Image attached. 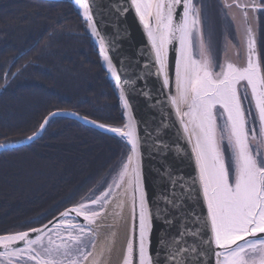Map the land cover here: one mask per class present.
<instances>
[{
	"label": "snow or ice",
	"instance_id": "obj_1",
	"mask_svg": "<svg viewBox=\"0 0 264 264\" xmlns=\"http://www.w3.org/2000/svg\"><path fill=\"white\" fill-rule=\"evenodd\" d=\"M75 3L83 9V18L92 35L100 38V53L116 77L120 99L128 109V121L122 127H99L122 137L129 145V154L122 164L119 180L109 184L100 196L66 209L41 227L0 234V264H83L92 256L87 251L89 241L94 244L91 225L104 212L112 192L125 177L127 187L132 190L138 264H161V260L164 264H203L206 256L212 264H264V64L257 51L256 35L248 22V10L264 11V5L223 0V9L235 7L243 11L247 60L244 66L231 62L218 65L219 72L214 71L210 41L205 39L200 0H127L129 7L122 9L125 13L134 11L147 30L156 75L161 78V94L173 106L177 105L178 98L187 105V111L182 113L176 107V115L186 139L191 142L195 136L192 152L199 169L198 177L186 180L166 173L169 187L153 205L148 200L143 177L146 138L138 135L125 89L120 86L117 70L105 52L106 44L88 0H75ZM174 42L178 46L173 49L176 58L172 83L178 97L164 91L170 84L167 60L169 46ZM249 89L255 121L251 119L252 103L245 105L249 101ZM47 123L46 118L41 129ZM35 135L27 139L32 140ZM201 190L207 207L203 219L185 211L191 193ZM77 217H83L87 223L69 222ZM155 219L174 227L175 232L161 239L162 255L154 261L150 234ZM62 231L68 233L66 238L61 236ZM133 253L130 240L123 264H133Z\"/></svg>",
	"mask_w": 264,
	"mask_h": 264
},
{
	"label": "trees",
	"instance_id": "obj_2",
	"mask_svg": "<svg viewBox=\"0 0 264 264\" xmlns=\"http://www.w3.org/2000/svg\"><path fill=\"white\" fill-rule=\"evenodd\" d=\"M212 17L205 36L217 26L219 62L220 45L227 36L234 40V26L229 35L217 25L219 15ZM3 84L0 143L35 133L57 109L109 125L123 123L118 96L80 11L66 1L0 0V89ZM128 150L119 137L57 116L32 144L0 151V174L8 176L0 179V234L40 226L72 204L100 195L122 169ZM33 162L32 169L18 168ZM29 182L38 187H27Z\"/></svg>",
	"mask_w": 264,
	"mask_h": 264
},
{
	"label": "water",
	"instance_id": "obj_3",
	"mask_svg": "<svg viewBox=\"0 0 264 264\" xmlns=\"http://www.w3.org/2000/svg\"><path fill=\"white\" fill-rule=\"evenodd\" d=\"M46 1H66L80 11L81 19L84 23V29L87 31V34L95 47V52H97L100 62L105 67L107 78L113 85L114 91L118 96L123 123L121 125H109L103 122H98L93 118L77 113L72 109H57L46 115L44 120L47 118L49 123L52 118L57 116L71 118L81 122L89 128H94L99 132L119 137L125 142L127 148H129L126 141L118 134L108 131L107 128L99 127V125L122 127L128 121V109L124 107V102L120 99V89L117 87L116 77L109 71L107 63L104 61L103 56L100 53V38L94 37L91 31L87 28L86 21L83 18V9L75 3V0ZM241 2L261 5L258 0H241ZM88 3L94 21L97 23L98 31H100L101 37L105 41V52L112 59L113 65L117 70V75L120 77V86L125 89V99L128 100L132 110V118L138 125V135L146 138L143 148V177L148 193V200L154 205L160 200L161 193L169 187L166 173L171 172L173 175L183 176L186 180L191 177H198L199 169L195 162V154L192 152L195 136L193 135L191 142L186 139L180 126V121L176 115V107H179L182 113L187 111V105L178 98L177 105L173 106L170 99L161 94V78L156 75L157 68L154 66V59L151 52L150 41L147 37V30L143 27V24L139 22L134 11H128L127 13L122 11V9L129 7L127 0H88ZM221 3L223 6V0H221ZM228 3H231V0H228ZM179 11L180 9H177L178 13ZM224 11L234 26L235 38L233 40L230 36H227L221 43L220 61H214L216 72L220 71L218 65L231 62L238 66H244L247 60L246 25L244 23L243 11L235 7L230 10L224 9ZM259 11V9L255 11L249 9L248 22L256 35L257 51L260 54V60L262 62L259 45ZM178 18L179 16H177V19ZM205 39L206 41H209L206 36ZM176 46H178L176 42L169 46L167 71L170 78V84L169 88L164 89V91L169 92L171 96L178 97V93L172 83L174 60L176 58V53L173 49ZM210 51L211 56H215L213 55L214 48L211 47V45ZM5 86L6 84L2 85L0 94L5 89ZM244 87L245 85L242 82V94ZM248 91L249 101H245V105L247 107L248 103H252L253 119L255 121L256 111L254 108V101L251 100L250 89ZM52 113H58V115L51 116ZM90 121H95V123H90ZM218 121L222 123V120ZM47 124H45L43 129L39 126L37 131L33 133L36 135L32 140H28L27 137L33 136V134L26 136L24 139L15 140V142L0 143V145H4V147H0V151L32 144L44 133ZM256 134L259 137L258 125ZM154 143L156 145L155 148L153 147ZM117 194H120L121 203L118 204V216L112 223L111 237L107 240L106 244L104 241H100L97 249L95 245L99 240V236H97L95 232H100L104 226L98 218L95 223L91 225L93 229L92 236H96V241L91 249L92 261L88 264H93V261H96L97 264H123L127 244L130 240L133 242L134 246L133 264H138L136 253L137 237L134 231L132 212V190L127 187V177H125V181L121 183V186L115 195ZM115 195H113V197ZM93 198H88L86 200ZM82 202L74 203L72 206L61 210V212H64L66 209ZM185 211L190 214H197L201 219L206 216L207 207L206 201H204L202 196V190L193 191L191 193L190 198L185 203ZM61 212L54 217H59ZM53 218H51V220H53ZM49 221L35 227H41L44 224H48ZM69 222L73 224L87 223L83 217H77ZM49 227H51V225H49ZM27 230H19V232ZM174 232V227L164 224L160 219H155L153 221V228L150 234V252L154 256V261L155 259H159L160 255H162L160 252L162 247L161 239L165 237L167 233ZM10 233L15 232H8L6 234ZM31 238H34V236ZM206 238L207 237H205V239ZM161 264H164L162 260ZM203 264H212V262L206 256L204 257Z\"/></svg>",
	"mask_w": 264,
	"mask_h": 264
},
{
	"label": "rangeland",
	"instance_id": "obj_4",
	"mask_svg": "<svg viewBox=\"0 0 264 264\" xmlns=\"http://www.w3.org/2000/svg\"><path fill=\"white\" fill-rule=\"evenodd\" d=\"M206 13H207V11H206ZM201 14H204V10H203V8L201 9ZM218 14H219V18H218V26H219V28H226L227 30H228V32H229V35H230V32H231V29H230V26H229V23H228V21L227 20H229V18L227 19V17H226V14L224 13V9H223V7L222 6H220V7H218ZM201 18H202V21L204 22V28L207 26L206 24L207 23H209L207 20L208 19H206L205 17H204V15H201ZM216 27L217 26H214V28H212V30L209 32V30H208V36H209V38H208V40L210 41V45H211V47H213L214 48V54L213 55H215V45L217 44V41H216V38H217V34L215 33L216 31H215V29H216ZM83 28H84V23H83ZM205 30H207V28H205ZM94 49H95V47H94ZM220 49H221V46H220ZM219 52H220V50H219ZM220 54V53H219ZM212 58L214 59L213 61H218V58L219 57H215V56H212ZM214 66H216V65H214ZM216 69L214 68V71H215ZM114 89V88H113ZM116 94V93H115ZM253 121H254V119H253V115H252V118H251ZM219 123H221L220 121H218ZM113 125H115V124H113ZM226 150H227V148L225 149V155H226V157L228 156V153H226ZM128 153H129V150H128ZM128 153H127V155H128ZM127 157V156H126ZM126 160V159H125ZM37 165V163H27V164H22V165H19L18 166V168L20 169V170H22V171H25V170H23V169H26V167L28 166V167H30L31 169L33 168V167H35ZM10 167H8V169H9ZM5 169H6V167H5ZM5 169H3V170H1V173H3L4 172V170ZM7 171V170H6ZM121 171V170H120ZM120 171H118L115 175H114V179H110V184L111 183H113V181H118L119 180V172ZM26 173V172H25ZM3 174H5V173H3ZM2 174V175H3ZM1 175V174H0ZM0 176V179H1V177H3V179L4 178H8V176L7 175H5V177L4 176ZM109 183H107V187L109 186L108 184ZM33 184H35V183H33V182H29L28 184H25L27 187L28 186H31L32 188H37L38 187V185L36 184L35 185V187H34V185ZM120 186H121V184H120ZM26 187V188H27ZM106 187V188H107ZM105 188V189H106ZM104 189V190H105ZM119 190V188H115L114 189V191L112 192V194H111V196H113V195H115L116 193H117V191ZM25 191V194H28V190H24ZM98 196H100V195H98ZM98 196H95L94 198H96V197H98ZM110 196V197H111ZM93 198V199H94ZM84 200V201H83ZM82 201L83 202H88V200H86V199H83ZM90 210H98V209H95V208H92V209H90ZM73 235H75V233L73 232L72 233ZM61 236L62 237H67L68 236V233L67 232H61ZM92 239H94V243H95V241H96V236L94 237V236H92ZM57 242H60V241H57ZM93 248V243L91 242V241H89V243H88V247H87V251H91V249ZM37 251H39V249H37Z\"/></svg>",
	"mask_w": 264,
	"mask_h": 264
},
{
	"label": "bare ground",
	"instance_id": "obj_5",
	"mask_svg": "<svg viewBox=\"0 0 264 264\" xmlns=\"http://www.w3.org/2000/svg\"><path fill=\"white\" fill-rule=\"evenodd\" d=\"M226 153H228V149L226 150ZM120 194L115 195L114 197L111 196L109 199V202L106 205V208L104 212L98 217V219L101 221V224L104 226L103 229L100 232H95L97 236H99V240L96 243L95 247L98 248V243L100 244V241H104L105 244L107 240L111 237V231H112V223L114 219L118 216L119 211V205L120 204ZM95 249V250H96ZM92 261L91 256L88 257L86 261L83 262V264H88Z\"/></svg>",
	"mask_w": 264,
	"mask_h": 264
},
{
	"label": "flooded vegetation",
	"instance_id": "obj_6",
	"mask_svg": "<svg viewBox=\"0 0 264 264\" xmlns=\"http://www.w3.org/2000/svg\"><path fill=\"white\" fill-rule=\"evenodd\" d=\"M261 5H264V0H258ZM200 4L202 5V8L204 10V17L208 19H212V16L219 15L218 14V7L222 6L221 0H200ZM223 7V6H222ZM207 11V13H206ZM225 13V11H224ZM227 17V14H226ZM228 19V17H227ZM230 26V29L232 28V24L230 23V20H227ZM258 23H259V34H260V50L262 55V63L264 64V11H259L258 16ZM228 30H226L227 32Z\"/></svg>",
	"mask_w": 264,
	"mask_h": 264
}]
</instances>
